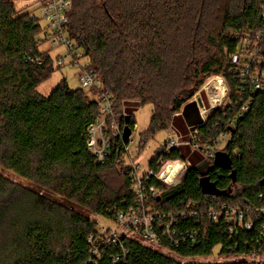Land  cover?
I'll list each match as a JSON object with an SVG mask.
<instances>
[{
    "label": "trees",
    "instance_id": "1",
    "mask_svg": "<svg viewBox=\"0 0 264 264\" xmlns=\"http://www.w3.org/2000/svg\"><path fill=\"white\" fill-rule=\"evenodd\" d=\"M71 2L68 38L89 59L88 67L101 86L87 93L83 88L71 89L63 79L45 96L38 86L54 71L49 54L39 50L38 37L45 29L39 19L31 18V12L17 9L13 0H0V169L29 183L19 184L0 172V264H95L89 238L97 239L100 233L90 214L116 220L118 214L139 206L129 168L124 169V191L112 194L105 182V174L126 154L129 140L115 139L104 163L88 150L89 128L101 114L93 97L103 93L114 100L116 120L123 130L129 116L134 131L137 107L152 106L140 151L161 131L200 123L197 147L214 155L207 158L205 171L219 195L203 192L195 169L201 160L197 154L188 160L191 167L176 189L167 191L156 178L150 180L148 187L162 192L150 198L156 216L181 211L200 214L198 221L181 218L172 227L178 246L169 241L165 245L182 258H209L216 248L221 257L264 255V214L260 213L264 209V92L255 95L249 110L241 113L250 90L243 92L240 80L230 74L235 71L234 54L254 49L264 59V0ZM30 58H40L42 63H32ZM189 73L198 78L192 88L178 86L170 96L174 79ZM214 75L225 78L229 93L226 103L213 109L202 124L190 113L196 107L191 100ZM121 106L123 114L118 112ZM180 151L158 152L148 169L157 174L161 159L182 160ZM217 153L229 164L216 165ZM222 206L242 210L253 227L237 226L232 233L225 216L212 220L210 212ZM121 243L128 251L125 258L115 262L121 253L118 244L103 245L96 264L175 263L134 239L122 237Z\"/></svg>",
    "mask_w": 264,
    "mask_h": 264
},
{
    "label": "built area",
    "instance_id": "2",
    "mask_svg": "<svg viewBox=\"0 0 264 264\" xmlns=\"http://www.w3.org/2000/svg\"><path fill=\"white\" fill-rule=\"evenodd\" d=\"M39 4L44 10L45 16L52 21L53 27L56 30L53 34L46 32L47 39L51 41L54 47L65 45L69 53H73L76 49V45L70 42L67 34L68 15L72 8L71 0H39ZM31 18L35 19L33 13H31ZM30 61L32 63H42L40 58H30ZM263 62L264 59L259 56L258 50L254 49H249V51L245 50L243 54L237 53L231 56V63L234 66L235 71H231L230 74L240 80L242 84L240 88L243 92L245 88H248L251 94L247 101L241 106V113L249 110L255 95L264 92ZM58 64L62 65V60H59ZM88 66L84 67L80 73V83L82 87L100 89L101 85L97 74ZM222 79V76H215L210 79L205 87V90L208 91L207 104L202 100L203 105L199 107L203 114L202 124L205 123V120L208 117L207 107L210 106L212 109L219 108L228 97L229 88L227 84H224ZM95 100L100 105L101 114L89 128L87 146L89 152L95 157L96 161L98 163H104L110 155L113 141L119 137H123L124 130L122 125L116 120V114L114 112L115 104L112 97L109 94L103 93L97 96ZM198 126L199 125L191 129L189 141L186 143L182 142L181 136L174 130V135L171 136L164 145V151L170 153L172 149L179 148L182 144L191 145L193 148L198 149ZM208 157L212 158L214 155L208 153L207 158ZM159 165L161 169L157 174L148 169V173L142 177L138 173L139 168L134 166V164L126 166V168H129V179L132 182V190L137 197L139 206L136 208H130L126 213L118 214L116 220H109L114 224L119 225L117 230L112 231L110 228L107 229L98 225L100 233L99 237L97 239H95L94 236L89 238V242L94 246L92 250V263L96 264L98 263V260L102 258L101 246H111L113 243L118 244L121 250V253L114 259V261L118 262L121 258H125L128 251L121 243L122 237L134 239L145 247L165 254L175 261L174 264L196 263L192 261L193 258H182L175 254L170 247L165 245V242L169 241L171 246H178L179 243L178 240L174 239L175 233L172 232V227L175 224H178L181 218L198 221L200 219V214L196 211H181L164 216H156L154 211H150L149 213L146 210L150 204V198L160 196L162 193L153 186L148 187L152 177L156 178L163 186L172 184L179 175H182L181 180L183 181L188 169L191 167V163L188 160L166 161L161 159ZM169 168L170 170L166 177L162 178V175ZM260 213L264 214V209L260 210ZM209 215L214 221H217L221 216H225L227 221L233 226L231 228L232 233H235L237 226L243 227L247 230H250L253 227V221L251 219H246L245 213L240 209H227L226 206H222L220 211L212 210ZM156 223L157 225H155ZM156 226H159V228L161 227V229ZM97 243H100V245L96 246ZM261 257H264V255L221 257L223 258L222 261L215 263L236 262L240 260L264 263V260H260Z\"/></svg>",
    "mask_w": 264,
    "mask_h": 264
},
{
    "label": "rangeland",
    "instance_id": "3",
    "mask_svg": "<svg viewBox=\"0 0 264 264\" xmlns=\"http://www.w3.org/2000/svg\"><path fill=\"white\" fill-rule=\"evenodd\" d=\"M13 1L15 2L17 9H23L26 12L31 10L35 18L39 19L42 28L45 29L38 37L39 50L41 53L49 54V56L53 60L54 71L49 79L43 81L38 86V92L45 96L50 95L54 88H56V86L63 79H66L68 81L70 88L73 90L83 88L80 83V73L82 72V69L84 67L88 66L89 59L83 55L82 50L76 46L75 51L73 53H69L65 45H59L57 47H54L52 45L51 41H49L46 37V32L49 34H53L56 30L53 27L52 21L45 16L44 10L40 7L39 0ZM70 42L72 44H75L73 41ZM59 60H62V65L58 64ZM215 76L219 75H214L206 79L202 88L195 94L194 98L191 100L192 102H196L198 98H201L205 102V104H207L208 91L205 90V87L209 83L210 79ZM199 79H201V77H199ZM197 80L198 78H195L193 74L191 75V73L184 75V77L182 78L178 77L174 79L173 86L171 90L168 91V94L171 96V91H178V86H184L185 89L189 90L192 88L195 81ZM222 80L224 84H227L224 77ZM83 89L87 93L91 92V89L89 88ZM226 100L227 99H225L221 107L226 103ZM167 102L169 103V100H167ZM199 107V104L196 102V107L192 108L190 113L192 115L198 116L199 120L202 122L203 114L201 113ZM207 109L208 116L213 109L210 108V106H208ZM118 112L120 114L125 113V107L121 106L120 108H118ZM133 115L135 116L137 124L134 131L132 132V135L129 138L127 152L122 157L120 164H118L114 169L108 171L105 174V182L107 184L109 192L112 194H116L120 191L125 190V181L123 174L125 172L124 169H126V166H131L132 164H134V166L139 168V175L141 177L144 176L146 173H148L149 163L151 162V160L157 155L158 152L164 150V145L170 139V137L174 135L173 127L169 128L167 131H161L147 143L144 151H140L139 144L141 134L144 133L149 126L153 115V108L151 105H146L144 107L139 106L135 109ZM178 115L179 114H177L176 116ZM224 144L220 145V147L224 146ZM180 153L182 156V160H190L193 154H197L201 159L198 161L197 164L207 161V155L202 153L199 149L193 148L191 145L183 147ZM0 172L14 182L25 186L29 185L27 181L15 177L11 173H8L2 169H0ZM181 178L182 175L177 176L172 184L164 185V188L167 191H172L176 189L178 185H180V183L182 182ZM146 210L150 213V211H153L154 208L149 204ZM90 218L91 220L97 221L98 225H101L102 227L107 229L110 228L112 231L117 230L119 228L118 224H114L113 222L105 218L97 216V214H90ZM222 259L223 258L219 256V248H216L212 257L202 259L196 258L192 261L196 263L208 264L222 261ZM260 260H264V257H261Z\"/></svg>",
    "mask_w": 264,
    "mask_h": 264
},
{
    "label": "water",
    "instance_id": "4",
    "mask_svg": "<svg viewBox=\"0 0 264 264\" xmlns=\"http://www.w3.org/2000/svg\"><path fill=\"white\" fill-rule=\"evenodd\" d=\"M197 102L199 106L201 107L203 105L202 99L198 98ZM129 122V116L126 119V126L123 131V140L128 141L130 136L132 135V130L128 125ZM215 163L218 166H225L228 165L229 162L225 158V156L222 153H217L215 156ZM208 166V162L204 161L200 164H197L195 166V169L199 172L201 179H200V186L205 194H210V195H219V191L215 187L213 183H211L210 179L206 176V167ZM170 168L162 175V178H165L166 175L168 174ZM264 183V181H263Z\"/></svg>",
    "mask_w": 264,
    "mask_h": 264
},
{
    "label": "crops",
    "instance_id": "5",
    "mask_svg": "<svg viewBox=\"0 0 264 264\" xmlns=\"http://www.w3.org/2000/svg\"><path fill=\"white\" fill-rule=\"evenodd\" d=\"M28 12H31V10L30 11H28ZM32 13V12H31ZM195 102V101H194ZM200 124V123H199ZM199 124H196V125H187V128H174V130L176 131V132H178L179 133V135L181 136V138H182V142L183 143H186L188 140H189V136H190V130L192 129V128H194V127H196L197 125H199ZM187 140V141H186ZM187 145L186 144H182L181 146H179V148L180 149H182L183 147H186Z\"/></svg>",
    "mask_w": 264,
    "mask_h": 264
},
{
    "label": "bare ground",
    "instance_id": "6",
    "mask_svg": "<svg viewBox=\"0 0 264 264\" xmlns=\"http://www.w3.org/2000/svg\"><path fill=\"white\" fill-rule=\"evenodd\" d=\"M169 179V178H168Z\"/></svg>",
    "mask_w": 264,
    "mask_h": 264
}]
</instances>
